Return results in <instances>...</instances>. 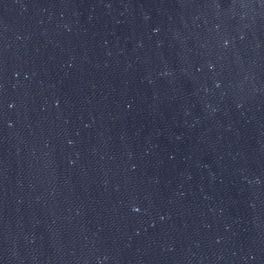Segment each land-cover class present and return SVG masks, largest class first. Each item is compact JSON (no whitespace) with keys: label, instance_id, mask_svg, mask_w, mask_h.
<instances>
[{"label":"water","instance_id":"1","mask_svg":"<svg viewBox=\"0 0 264 264\" xmlns=\"http://www.w3.org/2000/svg\"><path fill=\"white\" fill-rule=\"evenodd\" d=\"M0 264H264V0H0Z\"/></svg>","mask_w":264,"mask_h":264}]
</instances>
